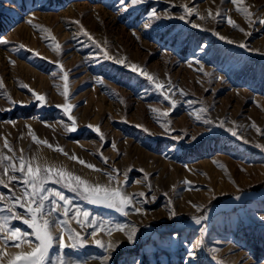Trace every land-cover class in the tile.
I'll use <instances>...</instances> for the list:
<instances>
[{
  "label": "rangeland",
  "instance_id": "1",
  "mask_svg": "<svg viewBox=\"0 0 264 264\" xmlns=\"http://www.w3.org/2000/svg\"><path fill=\"white\" fill-rule=\"evenodd\" d=\"M184 4L202 16L209 9L213 15L217 11L222 15L201 20L193 14L181 20ZM245 5L253 20L264 18V0H245ZM152 9L160 19L151 18ZM226 16L245 32L229 25ZM29 19L48 31L33 27ZM85 30L93 39L84 35ZM217 33L234 43L219 39ZM0 40L8 41L0 43V150L13 155L3 148L6 137L15 155L21 154L20 149L26 157L38 152L41 163L63 168L93 185L116 186L108 173L115 175L113 170L118 169L124 191L136 195L146 212L129 209L126 217L49 183V188L73 201V208L88 211L91 219L138 228L135 243L119 231L110 237L99 233L98 239L115 246L108 264H264V197L218 210L236 197L264 191V150L256 147L264 145V25L250 24L230 0H145L127 10L121 0H0ZM55 43L60 45L58 50ZM105 51L146 69L166 89L169 84L175 86L168 93L177 106L167 117L171 121L167 132L161 127L165 118L158 122V113L151 111L169 109L162 91L130 66L105 58ZM60 65L68 72L67 99L61 95ZM201 65L203 72L197 71ZM180 89L186 95H180ZM33 91L44 95L45 102L36 100ZM68 103L74 105L70 113L77 122L74 132L65 131L64 125L71 123L69 114L57 107ZM203 107L212 124L194 118V110ZM220 121L224 128L219 127ZM229 127L237 136L226 130ZM30 131L53 147L34 142ZM56 147L68 156L55 151ZM73 155L102 171L81 165L70 158ZM185 181L191 182V189ZM0 192L8 195L9 189L0 186ZM141 192L145 197L138 195ZM204 215L207 220L192 225L194 216ZM12 226L31 233L20 220ZM70 226L91 241L87 235L91 229L80 228L75 220ZM201 238L203 245L194 249V258L189 256L192 244ZM30 250L27 245L7 248L9 254ZM58 254L54 245L50 256L54 259ZM106 254L91 242L63 252L66 259L88 264H101L92 258ZM8 260L4 257L3 264Z\"/></svg>",
  "mask_w": 264,
  "mask_h": 264
},
{
  "label": "snow or ice",
  "instance_id": "2",
  "mask_svg": "<svg viewBox=\"0 0 264 264\" xmlns=\"http://www.w3.org/2000/svg\"><path fill=\"white\" fill-rule=\"evenodd\" d=\"M144 2L145 0H127V3H125V0H121L125 10H127L129 5L135 6ZM230 3L236 7L237 12L241 13L248 19L250 24L258 22L259 24L264 25V18H261L258 21L253 20V13L250 11V8L245 5V0H230ZM181 7L184 9V15L179 17L181 20H186L193 14L197 15L201 20L208 18L216 20L222 15L219 11L213 15L211 9H209L207 15L202 16L195 7H190L187 4H184ZM150 16L154 19L161 18V16L157 14L156 9L151 10ZM168 18L172 17L169 15ZM225 19L233 28L238 29L240 32H245V29L240 27L230 16H226ZM27 23L40 29L41 31H48L40 28L39 25L33 24L32 19H29ZM75 23L79 24L80 22L76 21ZM145 26L147 27L148 25ZM192 27L199 28L201 26L198 24H192ZM84 35L93 39L86 30L84 31ZM217 35L221 40H227L228 43H234V41L227 39L218 33ZM49 37L53 42H55L56 38L51 36L50 32ZM93 42L96 43L94 40ZM0 43H8V41L0 40ZM99 46L100 45L97 43V47ZM20 47L22 48L24 46L20 45ZM239 47L252 51V49H249L245 43H239ZM54 48L55 50H58L60 48L59 43H55ZM35 54L39 55V53ZM104 56L107 59H114L116 63L123 64L125 67L130 66L132 71H138L139 74L146 77V79L150 81L157 90L162 91L164 101H167L170 105L169 109L160 111L157 108H152L151 111L158 113V122L160 117L165 118V122L161 124V127H163L167 132L168 125L171 123L170 120H167V117L177 106V101L173 100L168 93L175 86L169 84V87L166 89L165 85L158 82V79L149 74L146 69H142L136 64L129 65L124 59H115L110 56L107 51L104 52ZM11 63L14 64L15 61H11ZM196 63L199 64L200 62L196 61ZM60 67L63 72L61 79L64 81L61 95L67 99L69 96L68 72L63 71V65H60ZM197 71L203 72V66L201 65ZM53 75L55 76L56 74L53 73ZM204 75L208 76L211 74L204 72ZM219 79L222 80L223 77H219ZM21 87L27 88L28 85L21 84ZM0 88H3L2 80H0ZM179 92L180 95H186L182 89H180ZM32 95L36 100L42 103L45 102L46 98L44 95L35 93L34 91L32 92ZM11 102L13 104L16 103L15 101ZM188 103L191 104L193 102L188 101ZM57 107H62L63 111L66 114H69L68 119L71 123L64 125L65 131H76V119L70 115L74 105L68 103L65 105H57ZM207 111V107H203L194 110L192 114L197 121H202L204 124L209 125L213 122L204 115ZM8 123L15 125L16 122L9 121ZM28 127L30 128V126ZM89 127L92 126L89 125ZM219 127H225L224 121L219 122ZM252 127L256 128L258 133L261 132L260 128L257 127L255 123H253ZM226 130L231 133L232 136H237V131L233 128L229 127ZM94 131L100 133L99 127H95ZM144 131L147 132L148 129L144 128ZM29 135L34 142L47 145L49 148L53 147L47 140H40L33 132L30 131ZM100 138L101 140L104 139L103 134H100ZM182 138L183 137H179V139ZM191 139L195 140L196 137L192 136ZM112 147L115 148L116 145L113 144ZM256 147L264 150V145L257 144ZM3 148L7 149L8 153H13V155H7L0 150V186L9 189L8 195L0 192V205H3L0 207V213H7L6 215H0V264H3L4 257L6 256L9 257L8 264H88L87 260L80 261L66 259L63 252L65 249L83 248L90 242L107 253L102 257H93L92 259L99 260L101 264H108V261L111 258V252L115 250V246L111 241L105 242L102 239H98L97 236L99 233L106 232V234L110 237L114 231H119L124 233L128 242L135 243V238L139 231L135 225L121 223L105 225L102 222L93 220L90 218L91 214L88 211H84L80 207L73 208V201L66 197L61 191L48 187L49 183L59 184L73 193H76L81 199L87 201L88 203L114 209L126 217L130 214L129 209H132L137 214H146L145 210L138 205L136 195H129L124 191V184H121L118 181V176L120 174L118 169L113 170L115 175L113 172L108 173L109 179L116 181V186L100 184L93 185L85 179H82L79 175H75L63 168L49 165L47 162L41 163L40 154L38 152L34 156L26 157L23 154L24 150L20 149L19 151L21 154L18 156L15 155V150L10 145L6 137L4 138ZM55 151L68 156V153L64 152L61 147H56ZM70 158L78 161V163L89 169L98 172L102 171L97 168L96 165L79 159L75 155ZM103 162L107 164V158H103ZM220 166L223 167V165ZM124 175L126 176L127 173H124ZM184 183L191 189L190 181H185ZM149 188H151V185H149ZM138 195L140 197H145L146 194L141 192ZM152 199L154 200L155 197ZM236 199H240V197H236ZM141 203H143V201H141ZM192 206L196 208L197 211L201 210L199 206L195 204ZM170 215L174 217L177 213L173 209ZM192 219L195 224L200 225L204 220H207V216H194ZM262 219H264V217H262ZM16 220H20L27 225L28 228L31 229V233L22 231L20 228L13 227L12 222ZM73 220H75V223L79 225L80 228L91 229V232L87 233V235L92 238L91 241L85 239V233H82L76 228L70 226ZM65 236H67V242L65 241ZM21 245H27L31 250L20 251L15 254H9L7 252V248L9 246L21 248ZM54 245L59 248L60 254L53 259L50 256V252ZM202 245V238L195 241L189 249V256L194 258V249Z\"/></svg>",
  "mask_w": 264,
  "mask_h": 264
},
{
  "label": "bare ground",
  "instance_id": "3",
  "mask_svg": "<svg viewBox=\"0 0 264 264\" xmlns=\"http://www.w3.org/2000/svg\"><path fill=\"white\" fill-rule=\"evenodd\" d=\"M262 197H264V191H262V192H260L258 194L249 193V194H246L245 196H241L240 199L234 198V199L230 200L229 202H227V203L223 204L222 206H220L218 208V210H224V209L225 210H229V209H232L234 206L239 205L245 199H248V198H262ZM192 225H197V224L192 222Z\"/></svg>",
  "mask_w": 264,
  "mask_h": 264
}]
</instances>
